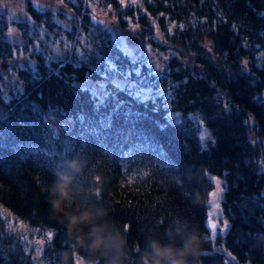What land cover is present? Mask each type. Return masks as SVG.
Here are the masks:
<instances>
[{
	"label": "trees",
	"instance_id": "1",
	"mask_svg": "<svg viewBox=\"0 0 264 264\" xmlns=\"http://www.w3.org/2000/svg\"><path fill=\"white\" fill-rule=\"evenodd\" d=\"M90 1L168 55L163 68L136 56ZM65 2L74 15L35 0L0 6V202L39 236L54 233L45 262L107 264L49 206L52 184L70 175L78 203L127 229L124 264H144L152 240L183 248L189 236L199 238L190 264H264V0ZM50 116L72 123L59 132ZM212 175L226 182V227L214 238ZM22 262L0 220V264Z\"/></svg>",
	"mask_w": 264,
	"mask_h": 264
},
{
	"label": "clouds",
	"instance_id": "2",
	"mask_svg": "<svg viewBox=\"0 0 264 264\" xmlns=\"http://www.w3.org/2000/svg\"><path fill=\"white\" fill-rule=\"evenodd\" d=\"M74 167L81 170L78 163ZM74 183L73 176L62 175L52 184L48 203L54 216L67 225L81 247L104 256L107 264H124L127 229L111 222L108 209L78 203ZM198 240V237H186L183 248L152 240L143 253L144 264H190L189 256L193 253L188 249Z\"/></svg>",
	"mask_w": 264,
	"mask_h": 264
},
{
	"label": "rangeland",
	"instance_id": "3",
	"mask_svg": "<svg viewBox=\"0 0 264 264\" xmlns=\"http://www.w3.org/2000/svg\"><path fill=\"white\" fill-rule=\"evenodd\" d=\"M33 1V0H32ZM36 2H41L47 4L56 11L64 10L65 14L71 15L70 4L66 3V0H35ZM27 0H0V6H7L8 8H25ZM89 7L96 11L98 19H102L103 22L116 30L119 34L118 36L123 39V41L129 46L130 50L138 57L145 58L146 55L149 57V62L156 65V67L161 70L168 60V55L166 54H156L150 46L143 42V40L137 35L136 30L129 27H121L116 21L115 17L112 16V13L109 8L102 7L101 9L94 3L89 2ZM49 7V8H50ZM74 15V14H72ZM66 24H69L66 22ZM147 48H145L146 46ZM126 82V79L122 81ZM83 85H87L97 91L99 94L103 93L105 90L103 81L96 80H84ZM50 122L55 126L57 131H62L65 127L69 126L72 121L66 118L58 117H49ZM208 129L206 126H203L201 129V138L203 144H207V134ZM210 137V136H207ZM253 141L256 140V137L252 136ZM264 168V166H263ZM214 181V187L210 192L208 200V218L207 223L209 225V235L210 237H216L219 231L226 227V222L224 220V212L222 210V199L224 195V190L226 187V182L224 178L218 175H212ZM212 192H216V196L211 195ZM0 220L4 226L8 229V233L14 237L15 242L19 245L21 250L26 255L28 264H47L43 259V250L46 244L47 239L44 238L47 233L39 236L38 229L32 228L27 224L21 217L15 214L9 207L5 206L0 202ZM51 232V231H49ZM51 238V233L49 234ZM43 241V243H41ZM12 247H16V244H10ZM14 251V250H12ZM77 264H92L88 263L79 256L76 257ZM23 264V262L21 263Z\"/></svg>",
	"mask_w": 264,
	"mask_h": 264
},
{
	"label": "snow or ice",
	"instance_id": "4",
	"mask_svg": "<svg viewBox=\"0 0 264 264\" xmlns=\"http://www.w3.org/2000/svg\"><path fill=\"white\" fill-rule=\"evenodd\" d=\"M133 2H135V0H133ZM120 3H123V0H120ZM181 27H183V26L181 25ZM245 63H246V62H245ZM211 195H212L213 197H215V196H216V192H212ZM50 233H51V237L54 236V233H52V232H48V233H47V236H48V239H49V240H50V235H49ZM41 243H43V241H41ZM72 264H77V262H76L75 259L72 260Z\"/></svg>",
	"mask_w": 264,
	"mask_h": 264
}]
</instances>
